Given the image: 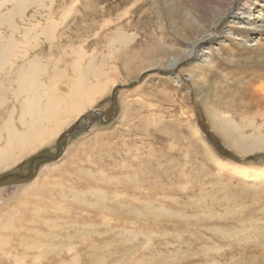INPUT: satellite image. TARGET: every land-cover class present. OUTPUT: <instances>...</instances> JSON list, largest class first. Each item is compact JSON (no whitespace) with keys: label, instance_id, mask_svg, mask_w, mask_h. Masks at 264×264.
I'll list each match as a JSON object with an SVG mask.
<instances>
[{"label":"rangeland","instance_id":"1","mask_svg":"<svg viewBox=\"0 0 264 264\" xmlns=\"http://www.w3.org/2000/svg\"><path fill=\"white\" fill-rule=\"evenodd\" d=\"M32 1L0 0L7 63L106 90L0 169V264H264V151L232 144L264 137V0Z\"/></svg>","mask_w":264,"mask_h":264},{"label":"bare ground","instance_id":"2","mask_svg":"<svg viewBox=\"0 0 264 264\" xmlns=\"http://www.w3.org/2000/svg\"><path fill=\"white\" fill-rule=\"evenodd\" d=\"M24 1L27 3L28 0ZM6 18L2 16L1 20ZM52 30V25L49 24L40 29L43 37L50 40L53 36ZM9 48L0 44V72L3 73L7 66L10 68L5 79L0 80V107L5 106L1 111L3 115L0 116V143H3L0 147V169L8 168L24 155L56 139L71 121L91 107L106 90L97 78L95 84H92L86 81L88 79L79 77L68 80L66 93L62 92L59 86L52 84L50 80H40L43 69L38 58L28 60L26 64L14 70L16 65H10L5 59L7 54H11ZM13 55L12 53L11 56ZM75 72L74 68V75ZM90 72L88 70V75ZM8 104L12 106L6 108ZM16 113H19L17 121L14 120ZM214 126L229 139L233 137L228 122L225 124L221 117L214 122ZM3 134L5 138H2ZM240 137L234 140L235 143L231 141L239 153L264 151V137L247 142ZM235 167L242 168L240 165Z\"/></svg>","mask_w":264,"mask_h":264},{"label":"trees","instance_id":"3","mask_svg":"<svg viewBox=\"0 0 264 264\" xmlns=\"http://www.w3.org/2000/svg\"><path fill=\"white\" fill-rule=\"evenodd\" d=\"M207 139L209 142L213 145L216 152L219 153L221 156H225L226 150L223 148V146L220 144L219 140L217 138H214L211 133L208 132V130H204Z\"/></svg>","mask_w":264,"mask_h":264},{"label":"water","instance_id":"4","mask_svg":"<svg viewBox=\"0 0 264 264\" xmlns=\"http://www.w3.org/2000/svg\"><path fill=\"white\" fill-rule=\"evenodd\" d=\"M65 143H63V145H64ZM39 158H41V159H44V160H53L54 158H50V157H46V156H40ZM31 168H32V164L30 165V168H29V170H31ZM18 176V175H17ZM18 178H20V179H25V178H27V177H22V176H18ZM2 179H4V178H2Z\"/></svg>","mask_w":264,"mask_h":264},{"label":"crops","instance_id":"5","mask_svg":"<svg viewBox=\"0 0 264 264\" xmlns=\"http://www.w3.org/2000/svg\"><path fill=\"white\" fill-rule=\"evenodd\" d=\"M30 183H32V184H30V186H31V190H34V189H36L38 186L36 185V182H30Z\"/></svg>","mask_w":264,"mask_h":264},{"label":"flooded vegetation","instance_id":"6","mask_svg":"<svg viewBox=\"0 0 264 264\" xmlns=\"http://www.w3.org/2000/svg\"><path fill=\"white\" fill-rule=\"evenodd\" d=\"M42 160H44V159H42Z\"/></svg>","mask_w":264,"mask_h":264}]
</instances>
